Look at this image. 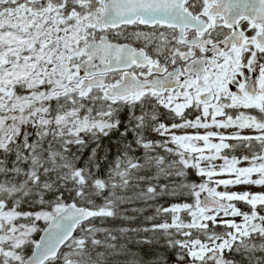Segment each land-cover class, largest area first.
I'll return each mask as SVG.
<instances>
[{
    "label": "snow or ice",
    "instance_id": "1",
    "mask_svg": "<svg viewBox=\"0 0 264 264\" xmlns=\"http://www.w3.org/2000/svg\"><path fill=\"white\" fill-rule=\"evenodd\" d=\"M0 264H264V0H0Z\"/></svg>",
    "mask_w": 264,
    "mask_h": 264
}]
</instances>
